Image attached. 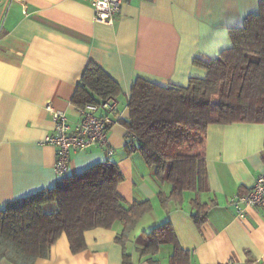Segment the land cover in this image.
<instances>
[{"label":"crops","instance_id":"obj_1","mask_svg":"<svg viewBox=\"0 0 264 264\" xmlns=\"http://www.w3.org/2000/svg\"><path fill=\"white\" fill-rule=\"evenodd\" d=\"M262 0H124L111 24L97 23L88 0H2L0 3V208L52 187L58 178L55 148L46 142L53 122L46 110L65 115L71 128L79 108L71 100L89 64L97 65L120 88L115 97L120 119H128L127 101L136 78L162 87L186 86L204 78L194 59L216 58L231 46L229 29L259 12ZM122 124L108 130L107 148L70 154L67 176L106 161L123 180L117 191L127 207L149 201L152 209L137 223L126 244L131 264H169L173 244L140 256L135 238L168 221L188 264H264V210L247 207L240 217L230 200L245 194L264 171V126L237 122L208 125L202 142L206 190L183 192L182 202L160 205L171 185L156 180ZM111 153L108 154L107 151ZM209 204L196 227L190 202ZM46 211H53L49 207ZM122 224L84 233L86 248L72 254L65 234L47 258L33 264H123L115 241ZM0 264H6L1 263Z\"/></svg>","mask_w":264,"mask_h":264},{"label":"trees","instance_id":"obj_2","mask_svg":"<svg viewBox=\"0 0 264 264\" xmlns=\"http://www.w3.org/2000/svg\"><path fill=\"white\" fill-rule=\"evenodd\" d=\"M228 34L231 46L216 58L194 59L205 70L204 78H190L182 87H162L138 77L131 85L128 119L118 123L135 142L128 151L138 152L146 165L154 166L157 181L171 185L168 196L158 194L162 208L170 201L181 203L183 192L206 190L202 142L208 125L264 126V0L257 14L247 16L241 27L229 29ZM118 95L119 85L97 65L89 64L71 102L80 109ZM122 180L119 168L106 161L6 203L0 208V262L33 264L45 259L61 234L71 253L77 254L86 248L87 230L109 229L120 222L122 231L115 241L122 247L123 264H131L126 244L152 206L143 201L126 207L117 191ZM190 205L191 219L199 228L210 205L195 199ZM52 206L55 210H45ZM167 243L173 244L169 264L189 263L168 221L135 238L140 256L154 255Z\"/></svg>","mask_w":264,"mask_h":264},{"label":"built area","instance_id":"obj_3","mask_svg":"<svg viewBox=\"0 0 264 264\" xmlns=\"http://www.w3.org/2000/svg\"><path fill=\"white\" fill-rule=\"evenodd\" d=\"M93 9V19L97 23L111 24L120 13L124 0H88ZM46 110L50 113L53 130L46 139L55 148L53 170L58 179L67 175L70 154L74 151H87L93 147L107 148L108 130L118 123L120 114L115 98H108L97 104H87L78 110L79 121L70 127L65 115L54 111L51 106ZM111 153L110 150L107 151ZM241 217L247 207L264 210V171L258 175L252 187L242 195L230 200ZM225 264H236L229 260Z\"/></svg>","mask_w":264,"mask_h":264},{"label":"water","instance_id":"obj_4","mask_svg":"<svg viewBox=\"0 0 264 264\" xmlns=\"http://www.w3.org/2000/svg\"><path fill=\"white\" fill-rule=\"evenodd\" d=\"M2 0H0V3H1Z\"/></svg>","mask_w":264,"mask_h":264}]
</instances>
